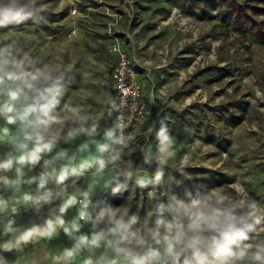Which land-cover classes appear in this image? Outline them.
Masks as SVG:
<instances>
[{
    "label": "rangeland",
    "instance_id": "1",
    "mask_svg": "<svg viewBox=\"0 0 264 264\" xmlns=\"http://www.w3.org/2000/svg\"><path fill=\"white\" fill-rule=\"evenodd\" d=\"M80 1L75 16L73 0H4L0 7V49L22 62L19 71L46 73L48 83L61 89L53 113L57 122L46 134L55 135L57 143L42 154L52 160L66 150L67 156L55 160L53 168H79L99 154L92 140L109 142L104 133L112 124L113 23L116 36L140 66L152 130L135 137L133 144L142 152L135 167L127 161L115 170L85 167L60 186L50 175L53 198L17 209L22 219L8 242L10 253L0 256L2 264H84L82 250L89 246H75L80 235L91 239L90 223L79 222L80 231L71 236L64 232L79 217L78 203L63 214V226L54 224L50 236L41 235L47 220H55L69 196L78 200L80 191L90 193L92 211L97 205L127 210L150 226L161 203L208 201L234 208L243 218L240 229L249 235L234 247L264 241V2L137 0L125 12L128 0ZM175 9L180 15H173ZM118 12L123 16L119 21ZM93 123L97 132L91 138L75 131ZM85 143L88 147L80 150ZM138 179L149 183L141 188ZM61 188L63 195L56 196ZM182 222L186 227L187 218ZM33 229L27 241L18 242ZM148 246L162 248L151 239ZM69 247L72 252L76 248L75 255H68ZM185 248L177 245L181 256ZM208 264L220 262L210 256Z\"/></svg>",
    "mask_w": 264,
    "mask_h": 264
},
{
    "label": "clouds",
    "instance_id": "2",
    "mask_svg": "<svg viewBox=\"0 0 264 264\" xmlns=\"http://www.w3.org/2000/svg\"><path fill=\"white\" fill-rule=\"evenodd\" d=\"M4 0H0V7ZM16 3V0H11ZM22 62L11 57L8 49H0V117L7 124L18 126L17 135L11 138V142L21 152L18 157L9 158L0 161V170H9L13 164L36 165L41 160L43 152H51L57 143L55 135L47 136L49 126L57 122L53 114L54 109L59 103L57 97L61 94V89L57 84H49L50 77L46 73L37 72L24 73L19 71ZM43 77V82L41 81ZM43 101V102H42ZM75 111V110H73ZM124 125L117 124L116 128L109 129L104 133L105 140L111 143L96 144L98 153L92 161L85 165L80 164L79 168L75 166L64 165L58 171L52 170V174L42 173L39 177H32L29 183L38 181V195L33 197L25 195L24 200L31 201L33 204H40L42 201L47 203L53 198V193L44 190L49 182V176L53 175L55 183L60 186L69 176L81 175L85 167L96 166L98 170L103 171L106 167V160L103 154L112 149V145H123L125 137L123 134L117 136L116 129H122ZM4 128V134L8 133ZM78 132L85 133L88 137H93L97 132V125L93 123L91 127H80ZM74 131L68 133V137L74 136ZM164 135L163 130L160 133ZM167 140V137H164ZM31 145V147H30ZM88 147L85 143L81 145L80 150ZM67 156L66 150H61L52 158L45 160L44 165L47 168L57 159H64ZM71 157L70 160H74ZM116 159L115 156L112 157ZM17 177H22L21 167L16 168ZM161 174H157L159 180ZM5 182L7 180L5 179ZM137 185L141 188L149 183L144 179H138ZM65 189L55 193L56 196L63 195ZM153 194L149 193L151 197ZM79 201L77 196L71 195L58 208L59 215L55 220H47V227L41 235L50 236L55 228L54 224L63 226L65 224L63 214L68 207L80 204L79 219L90 223L93 229L91 239L88 235H80L77 238L76 248L83 246L100 247L103 242L107 250L114 253L112 258L106 254L102 255L97 264H180L181 253L177 251V245L183 243L186 248L191 250L192 258L195 264H208L209 256L220 264H236L237 261H248V264H264V241L255 244H245L242 247H234L237 241H246L249 239L248 233L241 230L239 224L242 217L234 208H221L208 201H193L186 204L177 201L175 204L161 203L155 210V219L151 226L146 219L142 224L136 214L129 215L127 210L121 211L111 206L90 210V193L80 191ZM219 203V202H217ZM7 208V201L0 199V211ZM168 214V216L165 215ZM151 215V214H150ZM187 218L188 223L182 222ZM260 220L257 218L256 223ZM139 227H136L137 225ZM103 225V227H101ZM79 221L74 220L71 227H64V232L71 236L79 232L81 228ZM8 231H13L9 223ZM35 229L24 232L18 237L19 241H27ZM155 242V245L161 247H149V240ZM5 248L11 247L9 244ZM72 251L68 255L71 256ZM2 264V262H0ZM86 264H92L89 260Z\"/></svg>",
    "mask_w": 264,
    "mask_h": 264
},
{
    "label": "built area",
    "instance_id": "3",
    "mask_svg": "<svg viewBox=\"0 0 264 264\" xmlns=\"http://www.w3.org/2000/svg\"><path fill=\"white\" fill-rule=\"evenodd\" d=\"M136 1L128 0L125 5V12L129 11V8L134 9ZM80 2V0H73L71 7L72 16L79 14L78 7ZM118 13L120 14H117V21L123 17L122 12ZM115 25L113 23L110 26L114 34H111L112 39L109 46V52L114 58L110 72V79L112 81L111 121L113 124L111 129L116 128L117 124L124 125L122 129H116V134L117 136L123 134L125 143L123 145L113 144L112 149L103 154V158L106 160V167L103 171L115 170L119 167L121 155L132 144L135 137L141 133V127L146 123L148 118V104L143 97L144 86L138 81L140 66L137 64L135 57L130 55L125 47L124 40L116 36ZM125 35L127 34L125 33ZM128 37H130L129 34ZM108 143L111 142L109 141ZM98 155L101 154L99 153ZM113 156L116 157L115 160L112 159ZM47 159L41 154V160L36 165L30 164V180L32 177H39L42 173H47L44 167V161ZM31 187L38 189V181L31 182ZM80 199H82L81 196L78 198V201ZM78 205L80 206L79 203Z\"/></svg>",
    "mask_w": 264,
    "mask_h": 264
},
{
    "label": "crops",
    "instance_id": "4",
    "mask_svg": "<svg viewBox=\"0 0 264 264\" xmlns=\"http://www.w3.org/2000/svg\"><path fill=\"white\" fill-rule=\"evenodd\" d=\"M102 8V7H99ZM141 71L138 75V81L140 83V77H141ZM143 84V83H142ZM143 97L145 99V90H143ZM147 102V101H146ZM148 104V102H147ZM148 114H149V105H148ZM148 120V118H147ZM14 124H7L6 121L0 117V161H3L9 156L12 158L18 157L21 155V152L17 151L13 143L11 142V138L15 135H17V129L14 131L13 129ZM111 127H113V124H111ZM7 128L9 131L7 134H4L3 129ZM152 130V127H149L146 123L141 127V135H145L146 132H150ZM138 135V136H141ZM137 139H134L132 142L135 143ZM44 153V152H43ZM123 162L120 158L119 160V165L120 163ZM21 167L23 176L22 177H17L16 173V168ZM45 167V165H44ZM47 173L48 170L51 171L53 168V165H49L47 168L45 167ZM5 179L7 182H5ZM30 181V164H25V165H17L13 164L12 168L9 170H0V199H3L7 201V208L4 209L3 211H0V256L3 255V252H8L9 254V248H5V244H11L8 243L9 240L11 242V239L13 235L15 234V231L17 229V224H19V220L22 219L18 213V208L21 205H32L31 201H25L24 196L25 195H30V196H37L38 189H33L31 187ZM51 184L46 185V188L44 190H40V192L43 191H51L49 188ZM80 196H78L79 198ZM76 206V204H75ZM90 210H92V203L90 204ZM1 214H4L1 216ZM13 216V218H11ZM77 221L80 223L86 222L84 220H79V217L76 218ZM9 223H11V228L13 231H8ZM7 228V229H6ZM22 229V228H21ZM25 229V227H24ZM18 231V230H17ZM23 230H20L22 232ZM3 243V244H2ZM73 254H76V248H73ZM71 251L70 247L68 248L67 253ZM107 255L109 258H112L114 256V253H112L111 250H107L105 246H100V247H95V246H89L88 248L82 250V255L83 259L85 260L84 264H86L87 261L91 260L92 264H97L99 259L101 258L102 255ZM2 260H0L1 262Z\"/></svg>",
    "mask_w": 264,
    "mask_h": 264
},
{
    "label": "trees",
    "instance_id": "5",
    "mask_svg": "<svg viewBox=\"0 0 264 264\" xmlns=\"http://www.w3.org/2000/svg\"><path fill=\"white\" fill-rule=\"evenodd\" d=\"M260 1L264 2V0H260ZM141 158H142L141 149L136 144H130L129 147L121 155V160L129 162L132 167L137 166Z\"/></svg>",
    "mask_w": 264,
    "mask_h": 264
},
{
    "label": "water",
    "instance_id": "6",
    "mask_svg": "<svg viewBox=\"0 0 264 264\" xmlns=\"http://www.w3.org/2000/svg\"><path fill=\"white\" fill-rule=\"evenodd\" d=\"M209 259H210V256H209ZM180 264H195V261L192 258V253L190 249L188 248L184 249L182 256L180 257Z\"/></svg>",
    "mask_w": 264,
    "mask_h": 264
},
{
    "label": "bare ground",
    "instance_id": "7",
    "mask_svg": "<svg viewBox=\"0 0 264 264\" xmlns=\"http://www.w3.org/2000/svg\"><path fill=\"white\" fill-rule=\"evenodd\" d=\"M174 14H175V15H176V14H179V11H178V9H175V10H174V13H173V15H174ZM179 15H180V14H179Z\"/></svg>",
    "mask_w": 264,
    "mask_h": 264
}]
</instances>
